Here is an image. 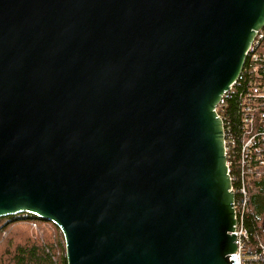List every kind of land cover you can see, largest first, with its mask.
<instances>
[{
	"label": "water",
	"instance_id": "obj_1",
	"mask_svg": "<svg viewBox=\"0 0 264 264\" xmlns=\"http://www.w3.org/2000/svg\"><path fill=\"white\" fill-rule=\"evenodd\" d=\"M264 0H0V219L68 264H234L215 109Z\"/></svg>",
	"mask_w": 264,
	"mask_h": 264
},
{
	"label": "built area",
	"instance_id": "obj_2",
	"mask_svg": "<svg viewBox=\"0 0 264 264\" xmlns=\"http://www.w3.org/2000/svg\"><path fill=\"white\" fill-rule=\"evenodd\" d=\"M264 28L256 32L239 80L221 98L215 111L223 123L224 144L232 190L235 194L237 225L234 233L237 251L231 255L234 264H264V245L252 247L251 236L244 225L250 206L248 176H260L264 170ZM248 64V65H247ZM239 99V124L229 114L234 98ZM239 161L240 174L232 167ZM37 228V224H33Z\"/></svg>",
	"mask_w": 264,
	"mask_h": 264
},
{
	"label": "trees",
	"instance_id": "obj_3",
	"mask_svg": "<svg viewBox=\"0 0 264 264\" xmlns=\"http://www.w3.org/2000/svg\"><path fill=\"white\" fill-rule=\"evenodd\" d=\"M264 55V47L260 50ZM248 65V64H247ZM239 99L234 98L229 114L239 124ZM240 174L239 161L232 167ZM250 206L244 218L252 247L264 245V170L260 176H248ZM37 224V228H33ZM0 264H68L65 239L60 229L31 215L0 219Z\"/></svg>",
	"mask_w": 264,
	"mask_h": 264
}]
</instances>
